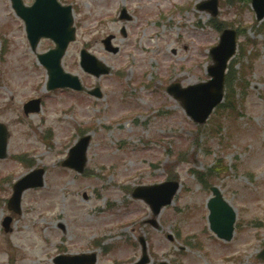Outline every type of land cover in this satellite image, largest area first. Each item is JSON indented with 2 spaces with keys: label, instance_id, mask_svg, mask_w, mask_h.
I'll use <instances>...</instances> for the list:
<instances>
[{
  "label": "rangeland",
  "instance_id": "1",
  "mask_svg": "<svg viewBox=\"0 0 264 264\" xmlns=\"http://www.w3.org/2000/svg\"><path fill=\"white\" fill-rule=\"evenodd\" d=\"M59 1L72 5L77 28L63 70L78 75L86 89L100 88L102 97L49 91L37 55L53 42L40 40L31 51L10 0H0V123L9 130L8 156L0 160V264H53L56 254L88 250L97 251L96 264H129L120 261L139 257L133 246L139 235L149 242L150 264H264L257 258L264 249V20H255L250 1L218 0L216 25L244 33L228 63L240 116L230 124L225 110L214 111L210 118L223 125L216 135L208 123L190 120L165 89L209 77L208 50L221 32L208 12L196 9L203 0ZM122 9L128 20L120 19ZM109 34L118 54L103 49ZM84 48L111 67L109 75L95 79L81 70ZM239 79L248 81L245 94L236 86ZM35 98L41 99L40 111L25 115L23 104ZM79 131L91 136L81 175L60 165ZM16 155L34 163L25 166ZM217 163L222 174L211 173L207 185L200 184L195 172L208 173ZM31 167L46 170L45 186L24 192L21 214L6 235L1 221L9 214L11 186ZM169 172L178 175L181 189L154 229L144 223L150 209L132 199L130 189L162 182ZM212 186L236 212L228 243L208 228ZM198 241L202 250L194 247Z\"/></svg>",
  "mask_w": 264,
  "mask_h": 264
},
{
  "label": "water",
  "instance_id": "2",
  "mask_svg": "<svg viewBox=\"0 0 264 264\" xmlns=\"http://www.w3.org/2000/svg\"><path fill=\"white\" fill-rule=\"evenodd\" d=\"M217 1H205L199 7L203 11H209L215 17L218 12ZM206 3H210L211 6H207ZM12 7L16 10L17 15L25 20V31L32 50L37 46L38 40L43 37L53 40L56 44L54 49L38 56L39 62L45 66L49 76L47 82L48 88L56 89L57 87L64 88L68 86L74 90L82 89L78 77L63 72L60 62L69 42L75 41V29L71 27L73 24L72 7L61 6L57 0H35L30 7L23 6L21 0H12ZM252 7L256 12V19H261L264 16V0H252ZM222 32L218 42L219 44L210 50L213 64L208 68V74L212 78L205 83H196V85H190L186 88H181L177 84L167 88L168 92L180 101L186 114L196 123H205L213 108L223 98L224 74L228 59L235 54L236 32L230 29L223 30ZM110 39L108 37L103 43L105 44V49L113 51L114 49L110 47ZM81 66L84 71L94 74L97 77L100 74L109 72L101 61L96 60L94 56L85 51L81 53ZM94 93L98 96L100 94L97 90ZM38 103L39 100L26 103L24 105L25 113L38 111ZM7 137V129L4 125L0 124V159L6 156ZM89 139L90 137L82 138L70 150L68 157L62 162V165L69 168L72 167L79 173L83 172L86 162L85 152L88 148ZM43 174V169H38L32 173H28L25 177L17 181V184L13 187V195L7 204L10 210L16 213L19 212L22 192L31 187L42 186ZM179 187L176 181L163 182L147 187L139 186L133 191L132 196L143 199L150 206V209H152L153 216L156 217L159 215L162 209L161 207L172 201ZM214 194L216 196L208 203L211 228L219 236H225L223 238L230 240L233 232L232 225L235 222L234 212L215 190ZM150 222L155 227L157 226L155 220L152 219ZM10 223L11 217H7L3 222L6 233L11 231ZM140 240L143 243L144 253L140 263H147L148 259L145 252L146 244L141 238ZM54 262L55 264H94L96 262V255L80 254L74 255L73 257H57L54 259Z\"/></svg>",
  "mask_w": 264,
  "mask_h": 264
},
{
  "label": "trees",
  "instance_id": "3",
  "mask_svg": "<svg viewBox=\"0 0 264 264\" xmlns=\"http://www.w3.org/2000/svg\"><path fill=\"white\" fill-rule=\"evenodd\" d=\"M225 108H227V112H228L229 116L234 114L235 108H234L233 102L230 105L228 103L225 104ZM220 127H221V121L215 120V121H213V124L210 126L209 130H211V132H213V133H216L219 131Z\"/></svg>",
  "mask_w": 264,
  "mask_h": 264
},
{
  "label": "flooded vegetation",
  "instance_id": "4",
  "mask_svg": "<svg viewBox=\"0 0 264 264\" xmlns=\"http://www.w3.org/2000/svg\"><path fill=\"white\" fill-rule=\"evenodd\" d=\"M136 260H132L131 264H135Z\"/></svg>",
  "mask_w": 264,
  "mask_h": 264
}]
</instances>
